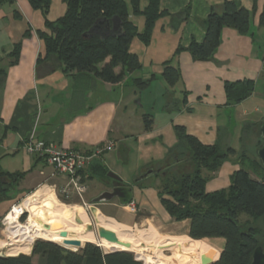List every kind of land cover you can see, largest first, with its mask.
<instances>
[{"label": "crops", "instance_id": "0c3cea01", "mask_svg": "<svg viewBox=\"0 0 264 264\" xmlns=\"http://www.w3.org/2000/svg\"><path fill=\"white\" fill-rule=\"evenodd\" d=\"M223 1L160 0L159 10L165 14L155 21L149 42L145 44L136 36L129 45L140 68L117 83L97 79L92 89L74 92L72 73L64 72L55 58L40 59L45 46L38 32L46 30L45 18L53 21L64 14L63 0H50L45 17L28 0H0V220L22 196L40 185L57 182L47 178L51 169L43 159L25 151L24 142L30 136L62 149L85 151L112 141L114 149L102 152L91 164L95 170H89L88 189L93 179L105 182L98 174L99 167L106 170V176L109 168H115L120 158L116 151L119 143L127 147L128 160L133 155L134 170H141V174L148 168L158 169L156 164L177 143L175 126L184 127L203 144L239 150L243 135L245 138L249 131H256L264 117V28L258 22L264 0H238L251 12L249 32L241 34L224 27L211 59L197 60L187 49L192 40H203L201 21L212 6ZM146 4L141 0L140 8ZM184 9H188L186 18L181 13ZM130 18L141 33L144 17L131 13ZM167 62L180 72L169 90L168 109L167 84L162 77ZM136 78L151 81L137 90L133 83ZM245 79L253 82L251 94L237 103H227L224 83ZM144 114L152 117L149 130L143 127ZM239 166L236 157L224 161L206 182V191L228 187L231 174ZM14 174L20 176L12 177ZM150 180L144 187L134 184L127 206L116 200L96 209L115 223H125L127 215L121 209L133 205L165 234H172L175 246L184 248L189 259H194L188 264L214 262L223 240L188 236L189 220L175 221L169 216L157 194L159 179L154 184ZM214 247H218L215 255L211 252Z\"/></svg>", "mask_w": 264, "mask_h": 264}, {"label": "trees", "instance_id": "16d2710c", "mask_svg": "<svg viewBox=\"0 0 264 264\" xmlns=\"http://www.w3.org/2000/svg\"><path fill=\"white\" fill-rule=\"evenodd\" d=\"M34 9L45 17L50 0H28ZM63 0L66 5L62 16L53 21L45 18V31H39L45 54L40 59L55 58L64 72L72 73L73 90L92 89L95 80L117 83L126 74L140 68L136 54L129 45L134 37L148 43L155 21L163 14L160 0ZM144 17V28L137 32L130 14ZM186 18L188 9L182 12ZM251 12L238 0H224L211 7L201 21L204 38L192 40L187 49L197 60L213 57L224 27L236 29L241 34L249 32ZM180 21L181 19H175ZM264 28V10L258 17ZM17 47L15 48L16 51ZM180 49V48H179ZM119 67V71L116 68ZM162 77L167 84L165 107H170L171 91L180 78V72L171 62L164 65ZM149 79L136 78L137 90L149 85ZM227 103H237L253 91L252 80L224 83ZM143 127L149 130L152 117L144 114ZM177 143L168 150L165 158L156 164L159 172L143 179L137 186H147L149 179H159L156 186L161 204L175 221L189 220L188 236L194 239L223 240L217 259L211 264H250L257 246L264 245V168L248 147H243L237 160L240 164L230 176L226 188L207 192L206 182L224 161L236 152L219 144H203L175 126ZM260 139L254 145H260ZM254 154V152H253ZM154 165V166H156ZM93 165L91 168L95 170ZM101 176L106 170L99 167ZM90 170V169H89ZM156 170V169H155ZM252 172V173H251ZM14 174L12 177H19ZM38 260L35 263L33 260ZM0 264H141L129 251L104 253L100 246L86 242L78 251H72L48 240H36L30 254L0 255Z\"/></svg>", "mask_w": 264, "mask_h": 264}, {"label": "bare ground", "instance_id": "6f19581e", "mask_svg": "<svg viewBox=\"0 0 264 264\" xmlns=\"http://www.w3.org/2000/svg\"><path fill=\"white\" fill-rule=\"evenodd\" d=\"M25 213L26 219L21 222L19 218ZM93 216L96 227L113 232L118 242L95 237L84 205L60 202L50 187L41 186L27 195L20 206H14L13 211L5 217L8 241L1 242L0 247L10 246L9 255L28 253L33 241L41 238L76 250L77 246L64 244V240H78L80 246L86 242H95L105 251L134 252L144 264H188V260L190 262L189 253L184 248L174 246L168 234L159 233L151 221L147 223L146 228L134 226L133 230L130 225L119 221L115 223L112 217L102 215L98 210ZM61 232H66V236H61ZM165 249L171 250V254H164Z\"/></svg>", "mask_w": 264, "mask_h": 264}, {"label": "rangeland", "instance_id": "374dc122", "mask_svg": "<svg viewBox=\"0 0 264 264\" xmlns=\"http://www.w3.org/2000/svg\"><path fill=\"white\" fill-rule=\"evenodd\" d=\"M259 123H260V121L258 122V124H257V126L256 127H258V125H259ZM258 132H257V128H256V131H249L248 132V134L246 133V135H245V138H244V135H243V138H242V141H243V146L239 149V150H235V152H236V154L235 155H231L229 158H231V157H236V159H237V157H238V154H239V152L243 149V147H248L249 148V150H250V154L251 155H254L255 157H256V155H255V149L257 148H254L255 147V145H254V141H257L258 140V134H257ZM253 152H254V154H253ZM228 158V159H229ZM134 158H133V155H132V157H130V159L128 160V158H126V159H124V160H122L121 158H118L117 157V165L116 166H113V167H115V168H109V171H111V172H113V173H115L116 175H118L120 178H121V180L125 183V184H133L132 182H133V180L140 174V172H141V170H134ZM112 167V166H111ZM215 172V171H214ZM213 172V173H214ZM212 173V174H213ZM252 173V172H251ZM103 178H104V183H101V181L100 180H98V179H93L92 181H90L89 182V189L87 188L88 186H87V180L89 179V177H88V179L86 180V188L81 192V196H78L76 193H73L72 195H70L68 198H64L63 196H61L60 195V193L59 192H57L56 193V198L60 201V202H63V203H66V204H81V205H86L88 208H89V206L90 207H100L101 206V204L102 203H106V202H116V198H112L111 200H109V201H100L99 203H97V204H91V199H93L95 196H97V194H99L101 191H102V188L103 189H105V190H111L110 189V187L112 186V184L114 183V180L112 179V178H110V177H108V176H106V177H104L103 176ZM158 179L156 178V177H154V178H152L150 181H151V183H155V182H153V181H157ZM39 187V186H38ZM38 187H36V188H34L33 190H31L30 192H28L27 194H25L24 196H22L18 201L19 202H21L25 197H27V195H29V194H31V193H33ZM153 188H154V186H153ZM104 190V191H105ZM90 197H92V198H90ZM125 206H127V205H125ZM121 212L122 213H125L126 215H127V222H125L127 225H130L132 228H133V230L135 229V227L137 228H146L148 225H147V223L149 222V221H151L152 219L150 218V217H148L146 214H143V213H139L138 211H137V209L135 208V211H131V209H130V207L128 206V207H125L124 209H121ZM87 214H88V216L90 217V220H91V228H92V230H93V232H94V234H95V237L96 238H98V232H97V227H96V225H95V221H94V216H93V213H92V211L91 210H87ZM134 215H138V216H135L134 218H135V220L136 221H133V217L132 216H134ZM26 216H27V214L22 218L23 220L24 219H26ZM138 217V218H137ZM145 217V218H144ZM1 220H2V218H1ZM0 220V243L1 242H7L8 241V239H7V234H6V225L4 224V222H2ZM23 220H21V222L23 221ZM135 222V223H131V222ZM151 222H153V221H151ZM123 223V222H122ZM135 226V227H134ZM157 231L159 232V233H161L162 235H164V230L162 229V228H157ZM168 237L170 238V239H172V234H168ZM99 239V238H98ZM36 240H46V239H41V238H36L34 241H33V243L36 241ZM48 241H51V240H48ZM51 242H53V243H55V244H58V245H60V246H62L61 244H59V243H57V242H54V241H51ZM173 242V244H174V246L176 245L175 243H174V241H172ZM33 243L31 244V247H32V245H33ZM86 243H84L81 247H78V248H76V250H73V249H70V248H67V249H69V250H72V251H78V250H80L81 248H83V246L85 245ZM94 244H95V242H94ZM10 246H3V247H0V255H5V256H9V254H8V251H9V248ZM30 247V248H31ZM63 247V246H62ZM263 247H264V245H263ZM65 248V247H64ZM101 248V247H100ZM102 249V248H101ZM217 249H218V247H214L213 249H212V251L211 252H213L214 253V255H215V252H217ZM103 250V252H105V250L104 249H102ZM30 251H31V249H30ZM164 252V254H166V255H170L171 254V250L169 251V250H164L163 251ZM24 253V252H23ZM22 252H20V254H23ZM29 254H30V252H28ZM28 253H25V254H28ZM132 255H133V257L136 259V260H139L140 262H141V264H144V262H143V260H141V259H139L138 257H137V255L134 253V252H130ZM159 259V258H158ZM211 259V258H210ZM34 261H35V263L37 262V258L36 257H34V259H33ZM193 258H191V262H193ZM181 262V261H180ZM205 262H207V261H205ZM190 263V262H189ZM173 264H177L176 262H174ZM197 264V263H196Z\"/></svg>", "mask_w": 264, "mask_h": 264}, {"label": "built area", "instance_id": "2783aa9c", "mask_svg": "<svg viewBox=\"0 0 264 264\" xmlns=\"http://www.w3.org/2000/svg\"><path fill=\"white\" fill-rule=\"evenodd\" d=\"M114 147L115 144L109 141L103 147H96L89 151L62 149L51 141L34 139L32 136L24 142V149L27 153L43 159L46 165L50 167L51 172L47 175V178L57 180V182L40 186H48L52 189L55 196L59 192L64 198H68L73 193L81 196V192L86 188L85 182L89 177L91 164L100 157L102 152L113 150ZM20 204L21 202L17 201L3 216L1 221L5 225V217L13 211L14 206H20ZM85 207L87 210L92 208L90 206L88 208L86 205ZM130 209L135 211L133 205L130 206ZM25 215L26 213L21 215L19 220H23L22 218Z\"/></svg>", "mask_w": 264, "mask_h": 264}, {"label": "water", "instance_id": "95a60500", "mask_svg": "<svg viewBox=\"0 0 264 264\" xmlns=\"http://www.w3.org/2000/svg\"><path fill=\"white\" fill-rule=\"evenodd\" d=\"M258 138L260 139V145L255 149V155L261 166L264 168V117L261 119L258 127H257ZM117 153L119 154L122 160L127 158V147L123 143H119L116 148ZM160 169L154 170L153 168L146 169L143 173L138 175L134 180L133 184H137L141 182L143 179L152 176L155 172H159ZM107 176L112 178L115 182L119 183L114 185L111 190H105L91 199V204H97L100 201H109L112 198H116L119 205L125 206L131 203L133 197V189L129 185L121 184V178L115 173L108 171ZM92 213L97 211L96 207L91 208ZM98 237L104 238L108 241L118 242L116 235L106 229L98 228L97 229ZM61 236L65 237L66 232H61ZM64 244L75 245L77 247L80 246V242L78 240H64ZM118 251V250H116ZM116 251H105L104 253L116 252ZM250 264H264V247L257 246L251 255Z\"/></svg>", "mask_w": 264, "mask_h": 264}, {"label": "flooded vegetation", "instance_id": "af4514ba", "mask_svg": "<svg viewBox=\"0 0 264 264\" xmlns=\"http://www.w3.org/2000/svg\"><path fill=\"white\" fill-rule=\"evenodd\" d=\"M117 184H119V183H117V182L114 181V183L112 184V186L110 187V189H111L114 185H117ZM128 185L131 186L132 188L134 187V184H128Z\"/></svg>", "mask_w": 264, "mask_h": 264}]
</instances>
